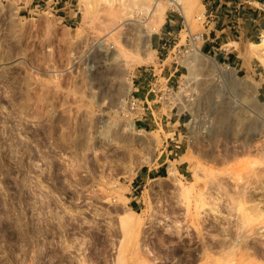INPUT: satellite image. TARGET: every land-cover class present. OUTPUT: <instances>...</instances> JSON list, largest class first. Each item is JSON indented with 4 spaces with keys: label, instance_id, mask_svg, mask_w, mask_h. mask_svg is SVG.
Wrapping results in <instances>:
<instances>
[{
    "label": "rangeland",
    "instance_id": "rangeland-1",
    "mask_svg": "<svg viewBox=\"0 0 264 264\" xmlns=\"http://www.w3.org/2000/svg\"><path fill=\"white\" fill-rule=\"evenodd\" d=\"M184 1L183 13L171 0H74L71 25L0 0V264H264V53L252 46L264 10ZM206 2L222 21L236 5L233 35L257 33L225 47L244 68L192 40ZM173 12L185 25L157 52ZM168 65L193 121L174 135L170 109L152 104L159 116L131 129L133 81L146 69L169 77ZM246 80L260 87L246 93ZM165 161V177L139 187L141 171Z\"/></svg>",
    "mask_w": 264,
    "mask_h": 264
},
{
    "label": "crops",
    "instance_id": "crops-1",
    "mask_svg": "<svg viewBox=\"0 0 264 264\" xmlns=\"http://www.w3.org/2000/svg\"><path fill=\"white\" fill-rule=\"evenodd\" d=\"M21 1L23 4L21 5L20 10L22 12H27V14L29 15L30 14L38 15L45 11L53 12L59 15V19L69 18L71 21V25H74L75 19L77 18L78 12L76 11V8L74 6V0H21ZM201 1L204 2L205 0H201ZM218 2L220 1L218 0ZM244 3L255 5L261 11L264 10L263 9L264 0H244ZM207 4L208 2H206L205 4L203 3V6L205 8V11L210 14L209 6ZM215 11H216V14L218 13V15L215 14V16H213L211 14L212 18L207 23L208 25L205 28L206 37H205L204 47H203L205 53H208L210 55L212 54L217 59H220V60L223 59V62L225 64L244 68V65H243L244 63L241 62L243 61L242 57L235 51H227L225 47L230 45L233 42H236V40L242 41L243 37L245 36L253 37L252 34H257V33L254 31L248 30L247 35L242 34L240 37H237L232 34L231 26L234 24H233V21L230 19L232 17L230 16V14L232 11L233 13L237 12L236 5L232 6L231 10L228 11L229 12L228 16L230 17L228 21H225V20L222 21L220 19L221 17H218L220 16V14L222 16V13H223L222 7L217 6V8H215ZM247 20L248 19H246V21ZM241 23H245V22L241 21ZM184 25H185V20L180 13L173 12L167 15L165 17L164 24L162 25L160 32L156 33V35L152 39V47L155 49V51L160 52L170 47L172 43L176 41L178 36L181 35L180 31L183 30ZM163 70L165 72H172V71L175 72L176 71L179 73V68L175 66H172V67L169 66V67L162 68L159 70V72H162ZM145 75L146 73L144 71V73H141L139 77H137V79L133 81V85L136 87V90H134L133 94L135 95V97L139 98L140 100H144L147 97L148 99L152 98L151 96L150 97L148 96L147 82L144 80ZM259 99L264 102V82H262V85L259 89ZM150 111H151V115L153 116V118H155L156 116H159L158 114L160 112L157 113L153 108ZM188 118H189L188 116L170 115L167 117V119H165V117L161 116L162 120L165 119L167 126L169 125L172 126L174 135H177V133L178 135H182L179 129L186 126L188 122ZM145 125L146 123H144V121L141 120L139 123V126L145 127ZM176 148H179V147L176 146ZM167 163L168 161H165L162 164L155 167L154 169H146V170L144 169L145 171H141V174L138 175L139 180L136 181L137 183H139V187H141V185L144 184L149 179H159V178L165 177V173L168 170V167L166 166Z\"/></svg>",
    "mask_w": 264,
    "mask_h": 264
},
{
    "label": "built area",
    "instance_id": "built-area-1",
    "mask_svg": "<svg viewBox=\"0 0 264 264\" xmlns=\"http://www.w3.org/2000/svg\"><path fill=\"white\" fill-rule=\"evenodd\" d=\"M212 13L204 12L202 16L198 17V20L202 23L204 27H207V23L212 18ZM261 38L264 40V31L260 33ZM192 40H202L205 41V33L194 36ZM176 45V44H175ZM176 46H173V49H176ZM174 51H171V53ZM179 53V52H178ZM229 67V66H228ZM145 70L144 80L147 82L148 96L152 97L151 99L145 98L140 100L135 97L132 93L128 99L125 101L127 110L132 114L133 124L135 127V121H141L147 118V112L152 110V104L160 105L162 109L168 107L170 109V115H180V116H189L188 123L193 121V116L190 113V109L186 108L184 104L178 100V96L174 92L175 86L174 79L172 77L176 74V71L172 73L169 77L162 76V74H157L155 69ZM179 87V86H178ZM175 112V113H174Z\"/></svg>",
    "mask_w": 264,
    "mask_h": 264
},
{
    "label": "bare ground",
    "instance_id": "bare-ground-1",
    "mask_svg": "<svg viewBox=\"0 0 264 264\" xmlns=\"http://www.w3.org/2000/svg\"><path fill=\"white\" fill-rule=\"evenodd\" d=\"M171 3L173 4V5H175V7L177 6L178 7V9H180L183 13H184V9L186 8V3H185V1L184 0H171ZM156 11L157 12H159L160 14H162V15H164L165 14V8L164 7H162L160 4L159 5H157V7H156ZM142 31V30H141ZM148 33V32H147ZM252 46L253 47H256V48H258V49H260L263 53H264V40L262 41V43H260V44H252ZM253 54H255V53H253ZM247 56V55H246ZM111 58V57H110ZM113 58V57H112ZM263 62H264V60H263ZM108 64V63H107ZM213 64L215 65V68H216V70L220 73V74H222V75H228V74H230L233 78L236 76V71H235V69H233V68H231V67H227L226 69H224L222 66H220V65H218L216 62H213ZM106 65V64H105ZM250 79V78H249ZM243 85V88L245 89V91H246V93L248 92V91H250V90H253V88H259L260 87V83H257V84H253L252 83V81L251 80H246V81H244V83L242 84ZM248 95V94H247ZM248 97V96H247ZM130 127H131V129H133L134 128V124L133 123H131L130 124ZM175 173H176V171H175V168L174 167H170V169H169V174L170 175H172V176H174L175 175ZM243 194V193H242ZM256 206V205H255ZM257 207V206H256ZM253 209H254V207H253ZM258 210V209H257ZM231 232V231H230ZM225 238V237H224ZM232 238V237H231ZM227 239V238H226ZM225 240V239H224ZM214 244V243H213ZM216 244V243H215ZM210 247H212V246H210ZM222 249V248H221ZM226 249V248H225ZM223 251H224V249H223ZM232 251V253L233 252H235V250H231ZM222 252V251H221ZM228 252H229V250H228ZM229 256V255H228ZM230 257V256H229ZM211 261H212V259H211ZM211 263H214L213 261L211 262ZM231 263V262H230ZM215 264V263H214ZM226 264V263H225Z\"/></svg>",
    "mask_w": 264,
    "mask_h": 264
}]
</instances>
